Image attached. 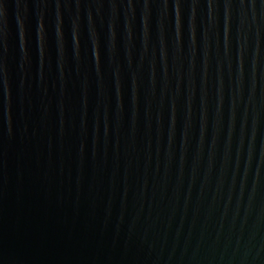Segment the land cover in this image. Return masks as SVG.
<instances>
[{
  "label": "water",
  "instance_id": "95a60500",
  "mask_svg": "<svg viewBox=\"0 0 264 264\" xmlns=\"http://www.w3.org/2000/svg\"><path fill=\"white\" fill-rule=\"evenodd\" d=\"M144 2L4 0L0 264L264 261V0Z\"/></svg>",
  "mask_w": 264,
  "mask_h": 264
},
{
  "label": "clouds",
  "instance_id": "9594fccd",
  "mask_svg": "<svg viewBox=\"0 0 264 264\" xmlns=\"http://www.w3.org/2000/svg\"><path fill=\"white\" fill-rule=\"evenodd\" d=\"M183 5V0H173V7L175 9V29L177 36H179L180 27H181V8ZM79 5L77 4V7ZM198 6V0H192V3L190 5L192 9V17L190 20L189 27L194 32L195 29V9ZM252 9H255L256 7V0H248V5ZM18 9L20 5H17ZM45 7L44 0H41L40 8L43 9ZM60 3L59 0H57V3L55 5L56 12H55V28H56V37H57V43L59 45V52L61 56L63 55V37L61 33V16H60ZM113 9L115 8V5L112 6ZM224 20H223V34H224V43L225 48H227L228 44V38H229V31H230V9L232 7L230 0H225L224 4ZM240 7L244 8L245 0H240ZM217 8L216 0H208V13H209V22L210 27L215 28L216 26V17L213 15L214 11ZM261 8L264 9V3L261 4ZM148 9H149V0H145L144 2V23H145V37L147 36V19H148ZM169 9V0H161V3L159 5V17H160V27L162 29V21L167 16ZM4 15V0H0V21H2ZM38 37L41 41V44L43 42V18L44 13L41 11L38 15ZM253 21L255 22V15H253ZM91 23V17H89V24ZM243 21H241V24ZM72 27V39L73 41H76L78 38V24L77 20H73L71 23ZM23 32V27L21 25V33ZM4 36L3 27L0 26V40H2ZM93 43L95 44V34L93 33ZM207 43V32H205V44ZM0 83L3 85V92H4V99H5V106L7 107V102L9 98V86H8V79L6 75H4V68L2 65H0ZM127 191V189H126ZM247 261V255L245 256L244 260L241 261V264H246ZM252 264H264V261H261L259 258V253H257V256L252 261Z\"/></svg>",
  "mask_w": 264,
  "mask_h": 264
}]
</instances>
